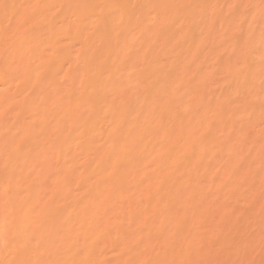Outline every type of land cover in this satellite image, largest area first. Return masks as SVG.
Masks as SVG:
<instances>
[{
	"label": "bare ground",
	"instance_id": "6f19581e",
	"mask_svg": "<svg viewBox=\"0 0 264 264\" xmlns=\"http://www.w3.org/2000/svg\"><path fill=\"white\" fill-rule=\"evenodd\" d=\"M244 225L264 234V0H0V264Z\"/></svg>",
	"mask_w": 264,
	"mask_h": 264
},
{
	"label": "rangeland",
	"instance_id": "374dc122",
	"mask_svg": "<svg viewBox=\"0 0 264 264\" xmlns=\"http://www.w3.org/2000/svg\"><path fill=\"white\" fill-rule=\"evenodd\" d=\"M244 226L247 227V225ZM244 226L241 228L242 231L240 230L242 235L239 233L240 239L237 240L234 237H224L225 239L223 240L222 236L217 239L214 237L215 240H213V238L212 240L211 238L209 240L208 238H205L204 241L203 239H198L197 243L201 245L196 244L195 248H193L194 242H196L195 239V241L193 240L194 242L190 241V243H192L189 245H192V248H190L191 246L189 245V247H186L187 245H182V247L178 244L177 246L175 245V247H165L161 244L162 247L160 250L158 248L159 244L155 245L153 250L149 251V254L146 246H144V249H142L143 251L145 250V252L140 253H143L142 256L139 254L138 258L136 257L137 255H133V257L127 255L125 260L127 258L130 259H127L125 264H264V234L256 235V232L258 231H256V229L259 227H256L255 225L249 226L245 229ZM252 228L256 236L248 235L252 234ZM244 233L246 234L244 235ZM241 236H244L245 238L243 237L241 239ZM246 236L252 238H247ZM232 238H234V240ZM155 241L157 242L158 240H151L150 242ZM173 241L174 240H172V242ZM200 241H203V244L200 243ZM146 252L147 255H145ZM131 257L134 259H131ZM137 258L138 261H136ZM132 260L133 262H131ZM106 261L108 262L109 260Z\"/></svg>",
	"mask_w": 264,
	"mask_h": 264
}]
</instances>
